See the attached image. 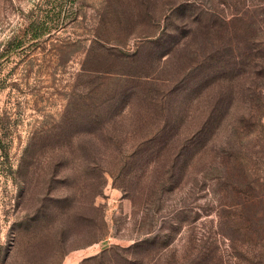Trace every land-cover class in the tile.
<instances>
[{"label": "rangeland", "instance_id": "1", "mask_svg": "<svg viewBox=\"0 0 264 264\" xmlns=\"http://www.w3.org/2000/svg\"><path fill=\"white\" fill-rule=\"evenodd\" d=\"M0 264H264V0H0Z\"/></svg>", "mask_w": 264, "mask_h": 264}]
</instances>
